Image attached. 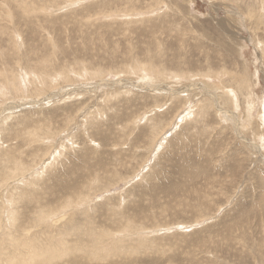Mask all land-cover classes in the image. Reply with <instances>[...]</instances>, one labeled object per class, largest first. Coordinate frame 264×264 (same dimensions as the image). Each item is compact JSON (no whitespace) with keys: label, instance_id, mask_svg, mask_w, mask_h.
I'll return each instance as SVG.
<instances>
[{"label":"rangeland","instance_id":"374dc122","mask_svg":"<svg viewBox=\"0 0 264 264\" xmlns=\"http://www.w3.org/2000/svg\"><path fill=\"white\" fill-rule=\"evenodd\" d=\"M263 2L0 0V153L21 145L32 168L9 162L0 204L69 203L22 236L71 238L87 213L96 257L60 264H264Z\"/></svg>","mask_w":264,"mask_h":264},{"label":"bare ground","instance_id":"6f19581e","mask_svg":"<svg viewBox=\"0 0 264 264\" xmlns=\"http://www.w3.org/2000/svg\"><path fill=\"white\" fill-rule=\"evenodd\" d=\"M243 1V0H241ZM251 2V1H250ZM256 2V1H255ZM258 3V2H257ZM264 3V2H263ZM247 5V4H246ZM250 5V4H249ZM264 5V4H263ZM256 6V5H255ZM261 11V10H260ZM255 15V14H254ZM263 15V14H262ZM262 19V18H261ZM236 21V20H235ZM261 21V20H259ZM226 22V21H225ZM225 27V26H223ZM227 27V26H226ZM220 28V27H219ZM225 31V29L223 30ZM249 44V43H248ZM252 44V43H251ZM256 45V44H255ZM260 47V46H259ZM264 52V50H263ZM264 60V59H263ZM142 68V67H141ZM137 69V68H136ZM140 69V68H139ZM144 69V67H143ZM135 70V69H134ZM138 70V69H137ZM145 70V69H144ZM88 73V72H87ZM92 74V73H91ZM95 75H97L95 73ZM248 76V75H247ZM69 77V76H68ZM258 77V76H257ZM94 78V77H93ZM100 78V77H99ZM69 80V78H67ZM221 79V78H220ZM12 80H14V85H16L18 83V81L20 80L18 76H14L12 77ZM234 80H235V76H234ZM67 81V80H66ZM72 81V80H71ZM236 82V81H235ZM102 83V82H101ZM239 83V87H245L248 86V88L251 86L249 83V80H241L238 82ZM47 85V84H46ZM139 86V85H138ZM228 86V85H227ZM14 87V86H13ZM51 87V86H50ZM54 88V86H52ZM51 87V88H52ZM70 87V86H69ZM78 87V86H77ZM98 87V86H97ZM22 88V87H21ZM45 88V87H44ZM50 88V89H51ZM48 89V88H47ZM82 89V88H81ZM86 89V88H85ZM167 89V88H166ZM228 89V88H227ZM46 90V89H45ZM248 90V89H247ZM47 91V90H46ZM49 91V90H48ZM84 91V90H82ZM93 91V90H92ZM172 92H174V90H171ZM241 91V90H240ZM40 92V91H39ZM59 92V91H58ZM77 92V91H76ZM79 92V91H78ZM160 92V91H159ZM41 93V92H40ZM39 93V94H40ZM43 93V92H42ZM50 93V92H49ZM52 93V92H51ZM74 94V93H73ZM80 94V93H79ZM83 94V93H82ZM127 94V93H126ZM192 94V93H191ZM36 95V94H35ZM46 95V94H45ZM59 95V97L61 96L60 93H54L51 94L50 96H47V98L45 99H51L52 96H57ZM78 95V94H77ZM75 95V96H77ZM81 95V94H80ZM114 95V94H113ZM188 95V94H187ZM44 97V96H43ZM71 97V96H70ZM182 97V96H174V98H178ZM214 97V96H213ZM172 98V97H171ZM251 98V96H250ZM175 99V100H176ZM177 99V100H178ZM231 99V98H230ZM169 100V99H168ZM246 100V99H245ZM250 100V99H249ZM38 102H25L23 104L18 105L22 106V105H27V104H37ZM207 103V102H205ZM215 103V102H214ZM249 103V101H248ZM254 103V102H252ZM251 103V104H252ZM71 106L73 107L74 105H67L65 108H63L64 110V115H66L67 113H70V108ZM9 107V105H8ZM7 107V108H8ZM251 107V106H249ZM248 107V108H249ZM94 109V108H93ZM250 109V108H249ZM263 112H262V119H264V104H263ZM6 110V109H4ZM8 110V109H7ZM10 110V109H9ZM84 110V108L82 109V111ZM78 112V110H77ZM90 112V111H89ZM226 113V112H225ZM228 113V112H227ZM180 114V113H179ZM178 114V115H179ZM98 115V114H97ZM3 116V115H2ZM81 118V117H80ZM55 118L53 117H48L44 122H42L41 124L39 123V127L38 130L33 129V131L35 132V134L31 135L32 133L28 132L31 136L29 143H31L32 141H38L41 140L42 142L46 143V140L48 139L47 137H45L47 134L50 133V128L52 126V123L54 121ZM65 119H68L67 116ZM4 120V119H3ZM41 120H31L30 123L35 124L36 122H40ZM161 123V122H159ZM173 125V124H171ZM35 126V125H34ZM50 128H49V127ZM168 126V125H167ZM157 127V124L153 125L154 128ZM26 129V128H25ZM166 129V128H165ZM27 130V129H26ZM45 130L46 134H44V136L42 134H39L41 131ZM167 130V129H166ZM20 131V130H19ZM18 131V132H19ZM23 131V130H22ZM18 132L16 134H18ZM37 134L39 136H37ZM60 135V134H59ZM242 135V134H241ZM21 136V135H20ZM27 138V137H26ZM26 141V140H24ZM96 142V141H95ZM136 142V141H135ZM41 144H39L37 147L38 150H42V148L44 147V145H42L41 147H39ZM19 147H21V145H17L15 146L12 150H9V152H1L0 153V162H4V167L2 172L0 173V187H2L4 184H6L8 182V179H10L12 177V175H9V171L7 170L8 168V164L9 162H14L15 165H19L18 167L12 168L10 171L12 173L18 171L19 173L22 174V172H26L28 170H31L32 168L30 166H26L25 163L23 162V160H21L20 156L21 155H17L18 153V149ZM34 152V151H33ZM23 152H19V154ZM36 154V153H34ZM122 154V153H121ZM51 155V154H50ZM46 156H44L45 158ZM102 164V163H101ZM109 164V163H107ZM111 164V163H110ZM115 165V164H114ZM6 167V168H5ZM46 167V166H45ZM103 168V166H101ZM106 167V166H105ZM108 167V166H107ZM10 168V167H9ZM100 168V167H99ZM21 170V171H20ZM107 171V169H106ZM17 172V173H18ZM43 172V170H42ZM40 174V172H39ZM19 175V174H18ZM16 177V176H15ZM34 178V177H33ZM13 179V178H12ZM11 180V179H10ZM27 180V179H26ZM26 180H24L25 184H28L26 182ZM34 180V179H33ZM12 181V180H11ZM22 181V180H21ZM13 182V181H12ZM108 182V181H107ZM121 182V181H120ZM30 183H32L30 181ZM20 184V183H19ZM110 185V184H109ZM85 189H90L91 187L89 185L84 186ZM19 188V187H18ZM16 188V189H18ZM49 189V188H48ZM51 189V188H50ZM81 189V192L82 193ZM103 190V189H102ZM3 191V190H2ZM37 191L32 190L31 192L27 191V192H23V193H15V195L13 194L11 201H8V204H5L3 207L2 204H0V218L3 217L1 216L3 214V211L7 213V221L9 222V226L11 227V231L9 233V240L12 244V246L14 247L13 252H7L5 253V256L2 257V255L0 256V264H60L63 260L64 257H77V256H81L84 258H94L96 257V251H95V245L90 244V242L94 241V240H89L87 244H84V234H85V225L86 227L88 226L90 229H93V227H95L94 225V221L92 220L93 217L89 216V214H85V218L83 219V223L79 226L75 225L73 226V229H69L70 232L66 233L68 234V236H72L71 238H58V240H54L52 238H50V240H48L44 245H38L35 241H33L30 237L27 239L25 237L22 236V232L25 231L27 228L36 226V225H40V223H44V222H48L52 223L53 225H57L59 224L61 221H64L66 219V217H68L66 215V213H62L63 211L65 212V209L63 210L64 207L68 206L69 203L66 206L60 207L58 205H56V207L50 206L48 205L46 202V200H43V198L38 195V193H36ZM77 193V192H76ZM78 194V193H77ZM2 195V194H1ZM2 197V196H0ZM68 199H72V198H68ZM84 199V198H83ZM2 200V199H1ZM82 200V199H81ZM80 201V200H79ZM83 201V200H82ZM6 202V201H5ZM19 203H21V205L19 206ZM85 203H88V201H85ZM74 206V205H73ZM81 206V205H80ZM68 209V208H66ZM83 211V210H82ZM33 213V214H31ZM64 214V215H62ZM6 216V214H5ZM34 217V218H33ZM6 218V217H5ZM2 220V219H1ZM5 221H3V227L5 226ZM1 223V222H0ZM45 224V223H44ZM63 226V225H62ZM77 226V227H76ZM10 229V228H9ZM50 229V228H49ZM86 229V228H85ZM127 230V229H126ZM130 230V229H129ZM51 231V230H50ZM60 232V231H59ZM90 232V231H89ZM88 232V233H89ZM27 233V232H26ZM65 234V235H66ZM28 235V234H27ZM101 235V234H100ZM22 237V239H21ZM35 240V239H34ZM146 244V243H145ZM119 247V245H118ZM28 249V250H27ZM22 250V251H21ZM25 250V251H24ZM3 252V251H2Z\"/></svg>","mask_w":264,"mask_h":264}]
</instances>
